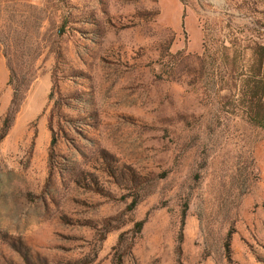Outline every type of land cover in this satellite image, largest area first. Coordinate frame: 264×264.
Returning a JSON list of instances; mask_svg holds the SVG:
<instances>
[{"label": "rangeland", "instance_id": "rangeland-1", "mask_svg": "<svg viewBox=\"0 0 264 264\" xmlns=\"http://www.w3.org/2000/svg\"><path fill=\"white\" fill-rule=\"evenodd\" d=\"M204 27L264 44V0H0V264H264V128Z\"/></svg>", "mask_w": 264, "mask_h": 264}, {"label": "trees", "instance_id": "trees-1", "mask_svg": "<svg viewBox=\"0 0 264 264\" xmlns=\"http://www.w3.org/2000/svg\"><path fill=\"white\" fill-rule=\"evenodd\" d=\"M203 31V51L198 55L201 65L199 72L203 73L206 70L212 85H217L221 89L228 85L229 81H236L240 76H244L242 85L235 87L242 94L245 114L250 122L264 128V44L253 37H249L250 41L245 42L237 34L232 35L230 41H227L226 35L213 38L210 27H204ZM9 64L15 73L19 63L10 61ZM33 80V75L13 80L14 94L3 121L2 137L11 127ZM54 142L53 139L52 144Z\"/></svg>", "mask_w": 264, "mask_h": 264}]
</instances>
